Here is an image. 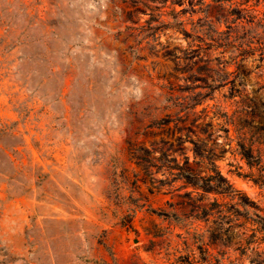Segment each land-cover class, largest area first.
<instances>
[{"label":"rangeland","instance_id":"obj_1","mask_svg":"<svg viewBox=\"0 0 264 264\" xmlns=\"http://www.w3.org/2000/svg\"><path fill=\"white\" fill-rule=\"evenodd\" d=\"M260 216L264 0H0V264H264Z\"/></svg>","mask_w":264,"mask_h":264},{"label":"trees","instance_id":"obj_2","mask_svg":"<svg viewBox=\"0 0 264 264\" xmlns=\"http://www.w3.org/2000/svg\"><path fill=\"white\" fill-rule=\"evenodd\" d=\"M244 157H248L247 154H244ZM217 175L219 176V178L222 180H224V178L221 176V174H219V172H216ZM184 179L187 183H191L192 185L194 186H198L200 189H202L203 191L205 192H211V191H215L217 189H219L220 187V184L219 182H217L216 180H214L213 178H209L207 179V181H205L206 183H202V184H197V182H195L194 178H199L197 176H194V174H192L191 172H185L184 174ZM199 179H202V178H199ZM231 186L228 184V189L230 188ZM236 191V190H235ZM258 216V215H257ZM259 218H261V220H263V223H264V217L260 216ZM253 225V224H252ZM259 225H260V229L261 231H264V224H262V221L259 222ZM232 230V228H231Z\"/></svg>","mask_w":264,"mask_h":264}]
</instances>
